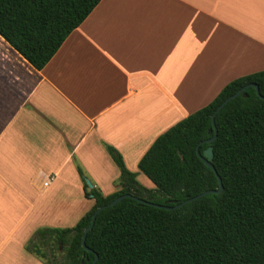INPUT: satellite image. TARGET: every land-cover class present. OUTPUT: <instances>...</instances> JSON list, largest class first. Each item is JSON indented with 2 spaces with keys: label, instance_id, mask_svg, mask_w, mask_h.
<instances>
[{
  "label": "crops",
  "instance_id": "0c3cea01",
  "mask_svg": "<svg viewBox=\"0 0 264 264\" xmlns=\"http://www.w3.org/2000/svg\"><path fill=\"white\" fill-rule=\"evenodd\" d=\"M260 70L264 0H101L40 70L0 35V264H44L37 230L93 206L78 166L119 190L106 145L150 186L156 138Z\"/></svg>",
  "mask_w": 264,
  "mask_h": 264
},
{
  "label": "trees",
  "instance_id": "16d2710c",
  "mask_svg": "<svg viewBox=\"0 0 264 264\" xmlns=\"http://www.w3.org/2000/svg\"><path fill=\"white\" fill-rule=\"evenodd\" d=\"M101 0H0V35L34 68L42 69ZM249 83L216 115L213 164L224 189L166 209L219 187L218 176L199 157L215 134L212 115L218 106ZM244 93L246 96H244ZM213 130L210 133V130ZM108 152L120 169L116 192L89 188L81 166L86 197L93 206L73 227L41 228L31 239L49 264H264V70L227 83L207 105L159 135L138 163L155 188H147L127 168L113 146ZM93 228L82 238L97 209ZM42 245L51 254L42 251ZM58 257L55 250H61Z\"/></svg>",
  "mask_w": 264,
  "mask_h": 264
},
{
  "label": "water",
  "instance_id": "95a60500",
  "mask_svg": "<svg viewBox=\"0 0 264 264\" xmlns=\"http://www.w3.org/2000/svg\"><path fill=\"white\" fill-rule=\"evenodd\" d=\"M250 86H253L256 88L257 90V93L259 94V96L263 97L260 92H259V86L255 83H249L247 85H245L242 89H240L239 91H237L235 94L229 96L225 101H223L219 106L218 108L216 109V111L213 113L212 115V122H213V126H214V131H215V134L210 137L209 139H207V142L210 144L208 148H206L204 150V153H200V150H199V147L197 148V153L199 155V157L205 162V164L210 167L212 170L215 171L216 175L218 176V180H219V187L217 189H209V190H206L202 193H199L198 195H195L193 197H188L186 200L182 201V202H179V203H176L175 205H168L167 203H164V204H159V203H154V202H148L144 199H140L130 193H125V194H122L118 197H116L115 199H113L110 203L106 204V205H103L101 207H99L97 209V211L93 214L92 216V220H91V224L85 229V232H84V235H83V238H82V244L84 246V248L87 250V251H91L92 252V249L89 248L87 245H86V236H87V233L93 228V225L95 223V220H96V217H97V214L109 207V206H112V205H115L116 203H118L119 201H121L123 198L125 197H132V198H135V199H138L140 201H143V202H148L150 203L151 205H155L157 207H161V208H166V209H175V208H179V207H182L183 205H185L186 203L188 202H191L197 198H200V197H203L207 194H210V193H220L223 191L224 189V186H223V182H222V179L220 177V175L218 174L212 160H213V156H214V152H213V145L212 143L216 140L217 138V127H216V124H215V118H216V115L218 114V112H220L222 110V108L230 101L232 100L233 98L237 97L238 95H240L247 87H250ZM244 96H246V94L244 93ZM213 130L211 129L210 130V133H212ZM88 182V185L90 188H93L94 187V184L91 183L90 180H87ZM95 259L90 263V264H95L97 261H98V254H95Z\"/></svg>",
  "mask_w": 264,
  "mask_h": 264
},
{
  "label": "rangeland",
  "instance_id": "374dc122",
  "mask_svg": "<svg viewBox=\"0 0 264 264\" xmlns=\"http://www.w3.org/2000/svg\"><path fill=\"white\" fill-rule=\"evenodd\" d=\"M141 175H142V177H145L146 182L149 181L150 186H149L148 184L146 185L141 179H139V182H140L141 184H143V185L146 186L147 188H155L154 184H153V183L147 178V176H145L144 174H141ZM91 183L94 184V181H91ZM107 186H108V188H110V187H120V185H119V181H118V182H114V183H108ZM93 201H94V200H93ZM93 203H94V202H93ZM87 204H88V202L84 203L83 206H87ZM41 247H42V250L45 251L47 254H51L50 251H49V248H48V247H46L45 245H42ZM62 251H63V246L61 245V250H57V249H56V250H55V255L58 256V257H61V256L63 255ZM24 258H25V260H24ZM38 258H39L40 260H42L44 264H49V263L47 262V259H49V258H51V257H46V258L38 257ZM23 261H24L23 264H27V262L30 263V262L27 260V257H23ZM10 263H11V264H14V262H12V261H10Z\"/></svg>",
  "mask_w": 264,
  "mask_h": 264
}]
</instances>
